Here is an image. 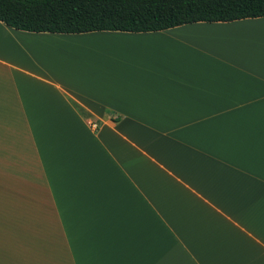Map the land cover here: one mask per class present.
<instances>
[{"label":"crops","instance_id":"obj_1","mask_svg":"<svg viewBox=\"0 0 264 264\" xmlns=\"http://www.w3.org/2000/svg\"><path fill=\"white\" fill-rule=\"evenodd\" d=\"M0 264H264V16L0 20Z\"/></svg>","mask_w":264,"mask_h":264},{"label":"trees","instance_id":"obj_2","mask_svg":"<svg viewBox=\"0 0 264 264\" xmlns=\"http://www.w3.org/2000/svg\"><path fill=\"white\" fill-rule=\"evenodd\" d=\"M264 16V0H0V20L33 32L158 31Z\"/></svg>","mask_w":264,"mask_h":264},{"label":"built area","instance_id":"obj_3","mask_svg":"<svg viewBox=\"0 0 264 264\" xmlns=\"http://www.w3.org/2000/svg\"><path fill=\"white\" fill-rule=\"evenodd\" d=\"M92 126H94V124H92Z\"/></svg>","mask_w":264,"mask_h":264}]
</instances>
